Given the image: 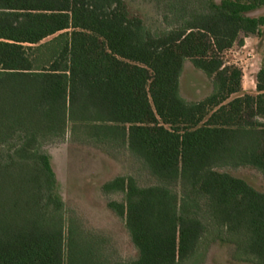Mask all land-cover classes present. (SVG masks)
<instances>
[{"label":"trees","instance_id":"obj_1","mask_svg":"<svg viewBox=\"0 0 264 264\" xmlns=\"http://www.w3.org/2000/svg\"><path fill=\"white\" fill-rule=\"evenodd\" d=\"M151 2L149 28L124 0H0V264H190L208 223L264 264V191L221 171L264 178V68L251 95L220 57L262 36L245 13L264 0ZM185 61L211 81L199 101L180 95ZM66 136L125 150L149 179L100 187L134 258L65 209L44 145Z\"/></svg>","mask_w":264,"mask_h":264},{"label":"rangeland","instance_id":"obj_2","mask_svg":"<svg viewBox=\"0 0 264 264\" xmlns=\"http://www.w3.org/2000/svg\"><path fill=\"white\" fill-rule=\"evenodd\" d=\"M151 1L124 0L129 14L141 18L149 28L156 26V14ZM245 15L264 17V8L250 10ZM238 40H241L242 44H239ZM220 57L225 66L240 69L242 92L256 94L255 88L251 87L255 85V76L259 69L264 68V26L262 36L239 34L232 46L220 53ZM211 91V81L205 74L195 69L189 61H185L179 79L182 98L187 101H199ZM44 149L51 156L58 190L67 212L79 219L86 229L108 236L121 259L128 261L134 258L136 252L123 221L105 205L107 200H118L120 197H104L100 193V187L116 176L132 174L141 185L147 184L149 179L140 172L136 162L123 149L108 150L88 142L73 141L69 136L44 145ZM221 171L246 181L258 191H264V178L252 168H225ZM206 228L205 239L190 264H248L239 262L238 252H235L233 245L218 240L216 235L230 240L233 239L231 236L210 223Z\"/></svg>","mask_w":264,"mask_h":264},{"label":"crops","instance_id":"obj_3","mask_svg":"<svg viewBox=\"0 0 264 264\" xmlns=\"http://www.w3.org/2000/svg\"><path fill=\"white\" fill-rule=\"evenodd\" d=\"M242 87V86H241ZM255 88V85L251 87V89H254Z\"/></svg>","mask_w":264,"mask_h":264}]
</instances>
